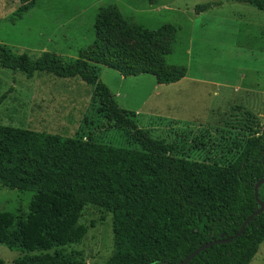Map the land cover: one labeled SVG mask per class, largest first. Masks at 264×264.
Returning a JSON list of instances; mask_svg holds the SVG:
<instances>
[{"label":"trees","instance_id":"trees-1","mask_svg":"<svg viewBox=\"0 0 264 264\" xmlns=\"http://www.w3.org/2000/svg\"><path fill=\"white\" fill-rule=\"evenodd\" d=\"M230 1L264 12V0ZM209 7L197 6L196 11ZM95 33L93 45L68 63L48 51L36 59L15 56L0 44L1 68L27 78L35 73L78 78L90 86L102 127L128 130L138 147L0 125V184L32 193L27 212L0 211V243L21 253L13 263L85 264L62 248L86 234L79 218L88 204L112 215L113 253L104 264H178L199 246L221 235L234 236L258 208L254 186L264 180V127L245 140L227 165L174 156L171 145L152 138L132 112L119 108L98 68L115 70L122 77L151 75L159 85L176 83L186 69L164 62L173 31L141 29L108 6L98 11ZM132 36L138 51L126 43ZM257 197L264 202V183ZM262 242L264 211L239 237L201 251L187 264H249Z\"/></svg>","mask_w":264,"mask_h":264},{"label":"rangeland","instance_id":"rangeland-1","mask_svg":"<svg viewBox=\"0 0 264 264\" xmlns=\"http://www.w3.org/2000/svg\"><path fill=\"white\" fill-rule=\"evenodd\" d=\"M235 3L27 0L21 4L19 0H0V44L15 56L27 54L36 59L48 51L61 63H68L93 45L98 11L108 6H115L126 23L141 29L170 28L173 39L165 64L184 67L186 78L200 84L165 90L156 86L151 75L122 77L104 66L98 67L100 80L115 96L119 108L132 112L137 125L152 138L171 145L174 156L227 165L245 140L264 125V118L257 120L240 106L255 109L262 105L260 101L238 92L241 85L249 87L257 81L264 85V12L254 7L244 12ZM210 4L214 8L194 17L197 6ZM126 43L139 50L135 36ZM168 95L177 98L172 101ZM2 96L0 125L138 149L128 130L102 127L93 89L78 78L61 79L47 73L27 78L19 71L0 67ZM31 198V192L0 184V211L27 212ZM79 223L86 227V234L63 247V253L85 264H104L113 253L112 215L88 204ZM20 256L19 251L0 243L4 264H14ZM250 264H264V242Z\"/></svg>","mask_w":264,"mask_h":264},{"label":"crops","instance_id":"crops-1","mask_svg":"<svg viewBox=\"0 0 264 264\" xmlns=\"http://www.w3.org/2000/svg\"><path fill=\"white\" fill-rule=\"evenodd\" d=\"M235 4L236 5H240V7H243L242 9H244L243 10L244 12L246 11V9H247V11L250 12L251 10H249L250 9L249 7H253L251 5L247 6L246 4H241V3H235ZM241 5H243V6H241ZM212 8H214L213 4H210V7L207 10H205L204 12H200V13L194 12V17L195 18H199V17L205 15L206 11H210ZM254 9H256V8L254 7ZM256 10H258V9H256ZM261 26L264 28V22L261 23ZM154 81H155V79H154ZM194 84H200V82H198V80H194L192 78H186V75H185L180 81H178L176 83L169 84V85H159V84L156 83V86L160 87V88H163L165 90H168V89L174 88V87H177V88L185 90L188 87H192V85H194ZM242 86H244V85H241V87L238 88V92H241L242 94H244L245 97H252V99L256 98V100H259L260 103L262 104L260 107H256L255 109L254 108H250L249 105L247 106V108H245L244 106L240 105L241 108L243 109V111H245L246 113H249L251 116H253L257 120L259 118H264V106H263L264 105V85L260 84L257 81L252 86H249V87L248 86L242 87ZM220 87H223V86H220ZM167 98H170V99H172V101H174L177 97L174 96V95H168ZM180 117H182V116H180ZM179 120L184 121L181 118H179ZM171 121H174V120H171ZM257 253H258V251H257ZM257 253L255 254V256L257 255Z\"/></svg>","mask_w":264,"mask_h":264},{"label":"water","instance_id":"water-1","mask_svg":"<svg viewBox=\"0 0 264 264\" xmlns=\"http://www.w3.org/2000/svg\"><path fill=\"white\" fill-rule=\"evenodd\" d=\"M263 127H264V125H263ZM262 183H264V180H259L254 186V197H255V200L258 204V208L244 220V222L241 224L238 232L234 236H232L230 238H224V235H221L218 240H212L210 242H207V243L199 246L195 251H193L189 256H187L184 260H182L178 264H187L193 257H195L201 251H203V250H205V249H207L213 245H217V244H221V243H229L232 240L239 237L242 234V232H243L244 228L246 227V225L248 224V222L253 217L258 216L262 211H264V202H260L258 200V197H257L258 188Z\"/></svg>","mask_w":264,"mask_h":264}]
</instances>
